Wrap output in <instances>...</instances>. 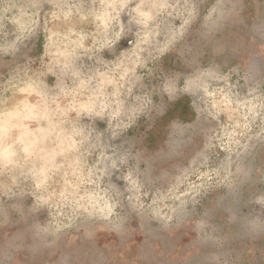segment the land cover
I'll return each mask as SVG.
<instances>
[{"label": "rangeland", "instance_id": "rangeland-1", "mask_svg": "<svg viewBox=\"0 0 264 264\" xmlns=\"http://www.w3.org/2000/svg\"><path fill=\"white\" fill-rule=\"evenodd\" d=\"M209 2L0 0V264L107 229L129 264H264V76Z\"/></svg>", "mask_w": 264, "mask_h": 264}, {"label": "crops", "instance_id": "crops-1", "mask_svg": "<svg viewBox=\"0 0 264 264\" xmlns=\"http://www.w3.org/2000/svg\"><path fill=\"white\" fill-rule=\"evenodd\" d=\"M208 7L216 13L240 15L241 20L231 22L225 37L226 42H234V47L240 46V50H232V59L242 67L260 68L258 72L264 76V0H210ZM124 234L107 229L74 235L66 242V250L71 253L60 262L48 261L55 259V254L46 245H41L36 259L42 260L46 254L47 264H129L130 258L138 253V247L135 238L124 240ZM162 250L163 247L160 252Z\"/></svg>", "mask_w": 264, "mask_h": 264}]
</instances>
